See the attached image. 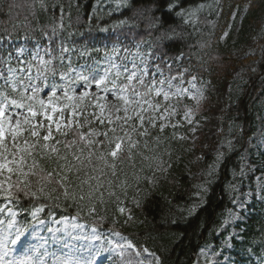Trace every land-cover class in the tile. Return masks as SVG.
Returning a JSON list of instances; mask_svg holds the SVG:
<instances>
[{
    "label": "snow or ice",
    "instance_id": "obj_1",
    "mask_svg": "<svg viewBox=\"0 0 264 264\" xmlns=\"http://www.w3.org/2000/svg\"><path fill=\"white\" fill-rule=\"evenodd\" d=\"M14 6L7 4L9 13ZM32 7L28 4L29 9ZM203 7L185 9L180 0L167 3V11H175L186 24L194 23ZM60 20L57 27L63 28V8ZM163 26L162 17L149 19V28ZM52 34H56V27ZM174 36L175 30L168 29L161 32L156 44L141 39L135 43V51L114 44L105 51L103 67L97 60L74 65L71 57L65 56L70 49L64 46L58 55L51 47L41 48L39 44L28 56L24 49L15 56L11 52L7 57L0 55V264H104L105 260L113 264H160L155 253L147 247L138 248L119 231L109 228L105 233L98 223L86 226L77 221L84 208L89 215L96 213V204L105 203V191L115 195L111 189L119 179L117 162L125 151L131 159V150L139 143L134 137L147 136L149 126L157 127L158 120L162 132L183 98L197 104L203 98V84L197 86L198 76L191 66L180 69L177 65L174 69L171 58L157 52L164 40ZM80 55L89 52L85 49ZM153 66L155 70L150 72ZM186 74H190L187 80ZM190 113L185 112L186 119ZM118 186L126 196V181ZM198 187L207 191L202 185ZM149 195L139 189L136 193L144 199ZM61 197L71 201L77 213L54 221L62 227L47 229L53 241L61 245L50 251L48 240L40 235L46 223L41 213L50 207L44 201L60 207ZM24 201L28 208L22 206ZM133 203L141 206L136 197ZM117 207L132 219L122 202ZM196 207L193 204L190 211ZM25 212L30 220L21 223L18 217ZM37 239L41 242L31 243Z\"/></svg>",
    "mask_w": 264,
    "mask_h": 264
},
{
    "label": "trees",
    "instance_id": "obj_2",
    "mask_svg": "<svg viewBox=\"0 0 264 264\" xmlns=\"http://www.w3.org/2000/svg\"><path fill=\"white\" fill-rule=\"evenodd\" d=\"M9 3L15 5L11 13ZM167 3L168 0H43L41 7V0H0V37L26 38L30 44L40 42L57 55L64 46L79 58L85 49L95 52L102 44L115 41L134 43L143 39L156 44L162 31L174 29V38L164 40L162 48H157L158 53L171 58L174 69L177 65L191 66L197 76L209 77L216 84L229 80L228 104L221 113L220 145L188 164L181 156L185 142L176 136L179 128L162 132L155 129L145 137H134L139 143L132 148L131 159L125 151L117 162L119 179L114 180L111 189L115 195L105 191V203L96 204L94 215L84 208L79 216L89 225L98 223L101 230L112 228L129 236L138 246L156 253L160 264H195L200 248L220 244L223 235L217 232L236 209L234 201L243 183L241 158L247 140L258 130V116L264 111V0H180L185 9L204 5L195 22L187 24L175 11H167ZM245 3L248 7L241 20L239 40L253 35L258 38L249 55L237 58L221 38L233 14H239ZM28 4L33 7L29 9ZM61 8L63 28L57 27ZM154 17H162V29L148 27L149 19ZM121 21L127 23L122 25ZM181 54L182 59L175 60ZM236 65L244 70L233 76L230 70ZM193 110L197 118L205 116L210 111L208 101ZM122 181L128 185L126 196L118 186ZM201 185L207 191L198 187ZM138 189L151 195L146 199L137 197ZM133 197L141 201L140 207L133 203ZM44 202L50 207L41 213L43 220L77 213L76 206L63 197L60 207ZM119 202L131 211L132 219H128L127 212L122 215L118 211ZM193 204L197 207L190 211ZM22 206L28 208L29 204L24 201ZM250 209L253 211L248 221L239 224L244 227L242 238L233 239L232 255L240 263L260 264L264 261V203L255 200ZM19 220L26 223L30 217L25 212Z\"/></svg>",
    "mask_w": 264,
    "mask_h": 264
},
{
    "label": "rangeland",
    "instance_id": "obj_3",
    "mask_svg": "<svg viewBox=\"0 0 264 264\" xmlns=\"http://www.w3.org/2000/svg\"><path fill=\"white\" fill-rule=\"evenodd\" d=\"M248 4L245 3L240 10L239 14L235 13V16L231 19L230 25L231 27L226 30L227 36L223 34L222 42L229 50L233 53V55L237 58H242L249 55L253 51L254 43L256 42L258 35L251 36L248 40L240 41L239 40V30L240 23L243 15L247 11ZM135 51V48L130 49ZM100 62V66H104V57L101 60H97ZM155 68H150V72L154 71ZM243 67L241 65H236L233 69L230 70V74L233 76H237L243 73ZM186 80L190 78V76H185ZM203 84L204 95L203 98L199 101L203 102L205 100H209L208 107L210 109L209 113L206 116H203L200 120L195 118L194 112L191 111L190 119L192 122L189 123L188 119L185 118V112L191 110L188 107L185 111L180 109V105L177 108V112L174 116L169 118L168 126L172 129L173 124L177 125L176 127H185V129L180 130L177 135L178 139L187 141L185 143V148L181 154L182 157L186 158V162L190 164L196 158L201 155L207 154L214 146H218L222 139L219 136V131L221 128V113L228 103V87L229 80L220 82L218 84L213 83L208 77H198L197 86H201ZM187 87V84H185ZM79 91V90H78ZM92 91H95V87L93 86ZM43 95V94H42ZM162 99V98H159ZM187 101V104L190 106H196L197 101L193 100L189 97L183 98V100ZM109 101H112V97L109 96ZM259 130L256 135L249 140L247 149L245 151L243 157V176L246 182V190L241 192L237 198L236 205L237 211L230 215V217L226 220L222 230L220 233H226L225 238L222 240L221 247H215L214 245H210L205 247L196 255L197 264H234L233 257L228 253V250L232 249L231 239L236 236L238 237L240 234V228L237 226V223L241 221H246L247 218V205L252 201L253 196L256 195L260 200H264V172L257 175L255 177V183L257 186L256 190L250 188L249 177L251 174H254L255 171H264V112L259 116ZM161 121H157V129H159V124ZM166 128V127H165ZM152 127L149 126V130L151 131ZM195 129V131H193ZM183 137V138H181ZM187 169H189L187 167ZM260 178V179H257ZM60 220V219H59ZM52 220L49 224L42 226L40 235L45 237L48 240L50 245L49 250H58L61 245L58 242H54L52 239V233L47 231L48 228H58L62 227L61 224H57ZM90 230V229H89ZM107 233V232H105ZM57 236L60 234L57 233ZM41 241L31 240V243L36 244ZM139 248V247H138ZM151 252V251H150ZM118 259V258H114ZM104 264H113L112 261H104Z\"/></svg>",
    "mask_w": 264,
    "mask_h": 264
}]
</instances>
